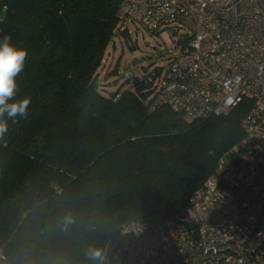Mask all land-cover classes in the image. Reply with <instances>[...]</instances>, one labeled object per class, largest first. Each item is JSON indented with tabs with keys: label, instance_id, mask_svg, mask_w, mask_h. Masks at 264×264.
I'll return each mask as SVG.
<instances>
[{
	"label": "trees",
	"instance_id": "obj_1",
	"mask_svg": "<svg viewBox=\"0 0 264 264\" xmlns=\"http://www.w3.org/2000/svg\"><path fill=\"white\" fill-rule=\"evenodd\" d=\"M120 2L0 0V39L28 51L16 99L31 98L0 142V264H90L86 246L126 222L179 212L243 137L248 100L191 124L150 108L161 68L139 77L109 50L129 37Z\"/></svg>",
	"mask_w": 264,
	"mask_h": 264
},
{
	"label": "built area",
	"instance_id": "obj_2",
	"mask_svg": "<svg viewBox=\"0 0 264 264\" xmlns=\"http://www.w3.org/2000/svg\"><path fill=\"white\" fill-rule=\"evenodd\" d=\"M118 14L149 30L191 21L148 77L150 108L191 124L250 105L243 137L184 207L123 224L106 241V264H264V0H121Z\"/></svg>",
	"mask_w": 264,
	"mask_h": 264
},
{
	"label": "clouds",
	"instance_id": "obj_3",
	"mask_svg": "<svg viewBox=\"0 0 264 264\" xmlns=\"http://www.w3.org/2000/svg\"><path fill=\"white\" fill-rule=\"evenodd\" d=\"M27 57V49L11 43L9 35L0 39V142H7L10 122H15L17 118L26 119L28 116L31 98L25 96L16 99L19 90L17 77L23 72ZM59 223L67 231L76 223V219L68 213L60 218ZM84 256L90 264H106V252L102 246L87 245Z\"/></svg>",
	"mask_w": 264,
	"mask_h": 264
},
{
	"label": "rangeland",
	"instance_id": "obj_4",
	"mask_svg": "<svg viewBox=\"0 0 264 264\" xmlns=\"http://www.w3.org/2000/svg\"><path fill=\"white\" fill-rule=\"evenodd\" d=\"M2 11L0 12V17ZM187 24L191 26V21ZM125 26L129 31V37L126 39L116 38L115 46L109 45L111 55L114 60L120 58V69L125 66L142 77L156 68H162L168 61V50L172 47L174 41L185 33H190L189 28H176L179 25L173 24L165 27L161 25L156 30H149L134 22H126ZM174 26V27H173ZM131 42L130 48L127 44Z\"/></svg>",
	"mask_w": 264,
	"mask_h": 264
}]
</instances>
